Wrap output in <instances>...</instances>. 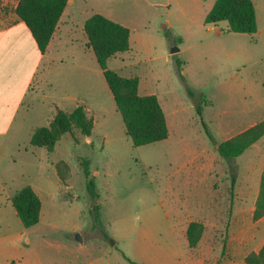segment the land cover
I'll use <instances>...</instances> for the list:
<instances>
[{"label":"rangeland","instance_id":"obj_1","mask_svg":"<svg viewBox=\"0 0 264 264\" xmlns=\"http://www.w3.org/2000/svg\"><path fill=\"white\" fill-rule=\"evenodd\" d=\"M128 3L122 0L125 11ZM146 10L144 32L153 43L150 55L156 57L147 59L148 53L133 43L126 52L107 60V67L124 76H137L139 92L158 97L167 113L168 136L133 146L96 59L81 53L83 40L79 32L74 42L63 40L49 52L64 58L47 73L54 90L50 93L43 86L34 100L35 92H29L6 132L0 134V264H74L84 259L82 252L75 258L78 247L92 253L101 244L110 247L115 242L118 220L138 224L145 210H157V195L163 190L166 195L179 197L177 203L182 209L191 203L190 212L180 219L182 228L191 221L202 224L194 246L187 238L177 244L188 264H225L258 252L264 244V216L253 218L264 169V140L256 141L231 161H226L215 145L224 137L221 128L235 123L244 110L256 108L255 117H264V103H258L264 100L263 87H250L254 78H264V56L259 55L264 49L258 43L251 59L238 62L217 52L215 29L207 30L197 22L187 28L182 21H174L172 15L167 22L166 6ZM169 23L179 38L174 39ZM218 26L223 29L227 22L221 21ZM228 36L226 41L230 43H244L245 38L257 40L255 35ZM179 45L180 50L172 51ZM66 46L71 47L70 52ZM71 56L75 64H66V60L73 61ZM118 56H123V63ZM42 68L45 63L36 81ZM252 88L256 89L252 90L255 95L249 91ZM47 92L54 98L76 96L79 104L88 107L95 121L88 138L72 126L52 151L30 143L33 131L51 121L52 108L42 99ZM193 99L201 107L202 119ZM83 159L95 183V199L86 187ZM56 163L67 177L64 182L58 179ZM231 175L235 176L232 204ZM25 185L35 187L43 200L41 219L27 228L11 203L12 195ZM163 209L164 213L170 212ZM96 211L108 238L97 227ZM76 225L81 232L74 230ZM80 233L84 236L82 242ZM156 236L151 244L162 245V236ZM223 244L225 252L221 254ZM176 262H183V258L176 256Z\"/></svg>","mask_w":264,"mask_h":264},{"label":"crops","instance_id":"obj_2","mask_svg":"<svg viewBox=\"0 0 264 264\" xmlns=\"http://www.w3.org/2000/svg\"><path fill=\"white\" fill-rule=\"evenodd\" d=\"M128 1V9L125 11L122 0H68L45 52L41 53L29 28L15 13L18 0H0V134L6 132L17 110L23 105L24 98L29 92H35V95H33V97H35L33 98L34 100L37 99L36 92L39 88L46 86L47 89L50 90V93L54 90V82L52 79L47 78V73H50L51 68L55 65L58 66L60 63H63L64 58L61 55H50L49 52L54 49L56 50L63 40L74 42L77 40V33L79 32L83 40L81 48L83 57L87 56L89 59H96L93 49L87 45V36L83 29L85 20L94 13H100L128 27L129 48H131L134 43L141 51L148 53L147 59H154L156 56L150 55L154 47L152 41L148 39L147 34L144 32L146 28L144 13L149 7L158 6L167 7V22L170 20L169 16L172 15L174 21H182L187 28L191 26L192 22H197L199 25L206 26L207 30L215 29V34L219 38V41L216 43V50L217 52H223L230 59H235L238 62L243 59H251L255 55L254 47H256L255 45H258V43L260 44L259 47L264 49V0H252L256 13L257 30L254 33H238V35H243L242 37L255 35L257 40L253 42L245 38L244 43H240L239 41L230 43L226 41V39L231 37L228 36V33L236 32L229 31L227 29L228 25L223 29L220 28L218 23L221 21L215 24H207L204 22V18L212 8L215 0ZM169 24L171 25L169 28L172 31L174 39L179 38L180 35L178 31L175 30L171 23ZM138 28H140L139 31ZM171 44V46L175 45L173 43ZM66 48H68V52L71 51L70 46H66ZM180 48L179 45L178 49L180 50ZM126 51L117 52L110 58L117 57V55ZM259 55L264 56V54L262 55L261 53H259ZM70 58L72 59V56ZM165 58H168L167 53H165ZM117 59L123 63V56H118ZM65 62L66 64L67 62H70L69 64L71 65L75 64L74 60H66ZM43 63H45V68H42L39 81H36L35 77ZM120 67L122 68V66H119V68ZM92 71H95V69H92ZM116 72L119 73L118 71ZM257 85L262 86L264 92V78H254L250 87H256ZM252 90L256 89H249V91L255 95ZM50 93L47 92L42 95V99H44V101L47 100V104L52 108L50 120L54 117L57 109L70 112L79 105L76 96L66 94L60 98H54ZM139 94L142 93L139 92ZM159 103L161 104L160 101ZM258 103L262 105L261 103H264V100L261 102L258 100ZM82 105L87 115L92 118L94 127L95 121L93 117L89 115L88 107L83 103ZM161 107L168 127L167 113L162 104ZM28 108H30V106H28ZM255 113L256 108L244 110L243 114L235 123H228L223 126L219 131L224 136L221 141L235 136L264 119V117L257 119ZM263 137L264 136L258 140H264ZM56 174L61 182H64L67 178L66 175L62 177L57 169ZM31 187L41 201L40 220L42 216L43 200L35 187ZM190 191L192 190H190L189 186L188 192ZM165 193L166 191L163 190L162 195H157L158 209L145 210V215L140 223L136 224L131 221H125L124 219L118 220L116 222L117 227L114 229L116 231L115 242L110 247H104V245L101 244L97 247L95 253L86 252L78 247L75 258H79V252H82L84 259L74 264H132L123 254L139 264H188L184 259L183 252L181 250L179 252L177 244L182 243V241L187 238L186 230L188 224L184 225L182 228L180 219L185 216L184 213L190 212L191 203L184 204L183 210L180 204L177 203L179 197L174 194L166 195ZM159 194H161V192ZM229 201L232 204L233 196H230ZM163 208H167L170 212L164 213L165 209ZM74 230L82 231L79 225H76ZM156 235L162 236V245L156 246L154 243L151 244V240L154 241L157 237ZM81 236L82 242L84 236L82 234ZM133 246H135L134 251L131 250ZM136 249H138V251ZM224 252L225 245L223 244L221 254H224ZM176 256L182 257L183 262H176ZM244 257L245 256L241 259H230L226 261L225 264H245ZM22 264L28 263L25 261Z\"/></svg>","mask_w":264,"mask_h":264},{"label":"trees","instance_id":"obj_3","mask_svg":"<svg viewBox=\"0 0 264 264\" xmlns=\"http://www.w3.org/2000/svg\"><path fill=\"white\" fill-rule=\"evenodd\" d=\"M68 0H18L15 13L29 28L38 49L44 53L56 28L59 18L67 5ZM227 21V29L236 33H254L257 30L256 13L252 0H215L212 8L204 18V22L215 24L219 21ZM84 32L87 36V45L95 54L96 61L102 70L105 81L113 96L116 108L119 111L125 132L130 137L133 146L147 144L165 139L169 130L161 104L155 94H139L137 76L124 77L115 70L107 67V60L117 52H123L129 48L128 27L115 22L108 17L94 13L84 22ZM178 67L180 61H177ZM193 95L191 90L187 91ZM194 100V99H193ZM197 113L201 114V107L194 100ZM206 133L214 141L207 126L202 120ZM72 126L77 127L81 134L88 138L93 128V120L89 117L82 104L77 105L72 111L66 112L57 109L54 117L47 126L37 127L31 137L30 143L35 146H44L52 151L55 143L62 134L69 132ZM264 136V119L242 132L226 140L215 142L218 153L231 161L242 154L250 145ZM83 174L86 178V187L91 198L97 197L95 183L90 177L87 160L83 159ZM58 173L65 177L64 170L56 163ZM63 172V173H62ZM235 176L231 175V191L234 188ZM14 207L22 225L31 227L38 223L40 218L41 201L30 185L18 189L11 197ZM98 204L94 206L97 210ZM264 216V169L260 177V188L257 195L253 218ZM95 220L103 237L108 234L102 226L100 214L96 211ZM202 224L191 221L186 230L187 241L194 246L201 235ZM123 256L132 264H139L125 254ZM245 264H264V244L258 252H250L245 256Z\"/></svg>","mask_w":264,"mask_h":264},{"label":"water","instance_id":"obj_4","mask_svg":"<svg viewBox=\"0 0 264 264\" xmlns=\"http://www.w3.org/2000/svg\"><path fill=\"white\" fill-rule=\"evenodd\" d=\"M176 50H178V48H177V47H174V48L172 49V51H176Z\"/></svg>","mask_w":264,"mask_h":264}]
</instances>
